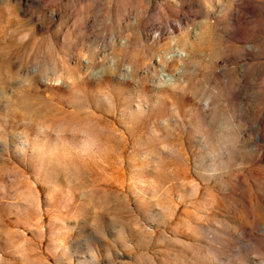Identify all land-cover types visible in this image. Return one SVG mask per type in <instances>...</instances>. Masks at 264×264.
<instances>
[{"label": "rangeland", "instance_id": "1", "mask_svg": "<svg viewBox=\"0 0 264 264\" xmlns=\"http://www.w3.org/2000/svg\"><path fill=\"white\" fill-rule=\"evenodd\" d=\"M0 264H264V0H0Z\"/></svg>", "mask_w": 264, "mask_h": 264}]
</instances>
